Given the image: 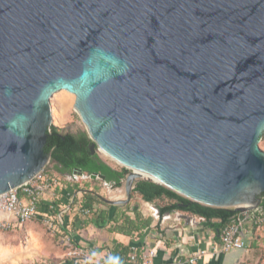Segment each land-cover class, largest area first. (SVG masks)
I'll return each mask as SVG.
<instances>
[{"label": "water", "instance_id": "95a60500", "mask_svg": "<svg viewBox=\"0 0 264 264\" xmlns=\"http://www.w3.org/2000/svg\"><path fill=\"white\" fill-rule=\"evenodd\" d=\"M61 91L131 171L105 203L146 180L242 221L261 205L264 0H0V195L52 161Z\"/></svg>", "mask_w": 264, "mask_h": 264}, {"label": "crops", "instance_id": "0c3cea01", "mask_svg": "<svg viewBox=\"0 0 264 264\" xmlns=\"http://www.w3.org/2000/svg\"><path fill=\"white\" fill-rule=\"evenodd\" d=\"M71 175L76 178V181L79 177L85 176L74 173ZM61 176L64 177V187L57 191L55 199L47 196L40 205L39 211L42 215L62 214V241L69 240L74 246L88 250L94 264H121L128 257L137 256L143 251L152 249L158 252L153 264H190V259L198 257L199 252H205V255L198 258L197 264H239L242 262L246 251L222 253L221 235L214 229L205 228L202 224L203 219L183 212L168 213L160 217L156 206V211L149 209L151 213H147L144 207L150 208L148 205L156 204L144 202L138 196L127 204L129 208H125L127 205L99 204L93 210L94 212L98 210L94 217L86 216L80 211L83 194L101 187L98 195L103 200L105 199L102 197L103 190L108 191L112 188L101 180L91 179L90 183L82 179L86 182L84 181L85 185L81 187L82 185H78L79 181L70 182L65 173ZM114 201H121L120 196H116ZM101 212H108V215H102L97 220ZM135 213H139L144 220L151 221V227L143 231L142 237L137 234L125 236L113 231L114 221L118 220L121 215L124 214L133 220ZM182 215H186L190 220L182 219ZM97 221L99 225L95 224ZM250 223L249 220L243 222L248 239ZM23 226L19 231L16 230L0 238V250L5 255L6 264H75L68 259L64 260L59 254L55 240L39 235L34 223ZM24 240L30 241L29 248L24 249ZM122 247L131 249L127 258L121 252Z\"/></svg>", "mask_w": 264, "mask_h": 264}, {"label": "trees", "instance_id": "16d2710c", "mask_svg": "<svg viewBox=\"0 0 264 264\" xmlns=\"http://www.w3.org/2000/svg\"><path fill=\"white\" fill-rule=\"evenodd\" d=\"M48 135L45 152L50 154L52 161L56 164L55 171L60 174H73L75 171H81L88 176L100 174L105 177V183L109 184L112 189L123 187V183L129 175V170L126 168L115 170L98 155L93 156L90 150L91 140L86 133L76 136L61 134L57 127H51ZM132 196H138L147 203H155L159 209L160 217L173 212H183L197 216L203 219L202 224L205 228L214 229L219 235H221L225 226L240 220V213L234 208H214L194 203L152 181L137 182L132 191ZM261 200V208L264 210V193L261 195ZM159 202H161V205H158ZM99 204L107 205L98 195L97 190L83 194L81 209L90 210L92 212L91 216L94 217L98 213V210L95 212L93 210ZM125 208H129V205ZM99 214L97 220L102 215H108V212ZM95 224L99 225L98 221ZM114 224L113 231L125 236L137 234L142 237L143 231L151 227V221L144 220L139 213H135V219L133 220L123 214L118 220L114 221ZM122 248L121 252L127 258L131 249L130 247Z\"/></svg>", "mask_w": 264, "mask_h": 264}, {"label": "built area", "instance_id": "2783aa9c", "mask_svg": "<svg viewBox=\"0 0 264 264\" xmlns=\"http://www.w3.org/2000/svg\"><path fill=\"white\" fill-rule=\"evenodd\" d=\"M64 187L61 179L54 173L46 170V167L29 182L0 195V231H11L31 221H39L51 234H61L63 224L62 214H41L40 205L47 196L55 199L57 191ZM81 213L86 216L91 215L90 210L81 209ZM245 220H249L256 226L264 225V210L259 207L251 211ZM239 220L223 228L221 233V252L224 254L235 251H247L250 247L247 232L244 230L243 222ZM69 247L68 257L75 264H94L90 252L85 248L74 246L71 241H67ZM157 250L143 251L140 255L128 257L121 264H153L157 256ZM205 252H199L198 257L191 258L190 264H197L199 257H203Z\"/></svg>", "mask_w": 264, "mask_h": 264}, {"label": "rangeland", "instance_id": "374dc122", "mask_svg": "<svg viewBox=\"0 0 264 264\" xmlns=\"http://www.w3.org/2000/svg\"><path fill=\"white\" fill-rule=\"evenodd\" d=\"M74 104H75V96L71 95L67 92L61 91V92L56 93L53 96V99L51 102L52 116H53L51 127H57L60 130L61 134H72L75 136L82 134V133L87 134V129H86L85 125L83 124L79 115L76 113V111L74 109ZM259 146H260L261 150L264 151V135L260 141ZM97 155L102 160H104L110 167H112L115 170H121L124 168V167L118 165L116 162H114L110 158H107L105 156V154L100 152V151H98ZM55 169H56V164L53 161H51L46 166L47 171H49L50 173L56 174L61 179L62 182H65L64 177H62L63 175L61 176V174L58 173L57 171H55ZM130 173H131V171L129 170V174ZM65 175H66V178L69 179L70 182L79 181L78 185H82L81 187H84L85 182H86L85 180H82V179H86L87 182L91 181L90 178L88 177V175H85L83 177H79V179L77 181H76V178H73L70 173H67ZM140 181H143V180H140ZM125 183H126V180L123 183V187L119 188V189H112V190H108V191L103 190L102 197L107 199V200L114 201L116 196H120L121 200H126ZM97 191H98V193H100L101 187H99L97 189ZM134 198L135 197L132 196V199H134ZM158 205H161V202H159ZM148 206L150 208L144 207L145 209H147L146 210L147 213H151V212H149L150 210L156 211L155 206L157 207V205H148ZM140 208H142V207L140 206ZM259 208L262 209L261 205L259 206ZM0 217H1V215H0ZM30 223H34L36 225L37 230L39 232V235L44 236V238H47V236H48V237H51L55 240V243L57 244L58 249H59V254L61 257H63L64 260L68 259L69 261H72L68 257V252L70 249L67 245V240H65V242H64L61 239V238H63V234H51V232H49V230L42 223H40L39 221H36V220L31 221V222L25 224L24 226L26 227ZM19 229H20V227L16 228L15 230H11V231H0V238L3 237L4 235H9L11 232H16V230L19 231ZM248 229H249L248 237H249L250 247H249L248 251H246L244 253V257L242 258V262L239 264H264V225L256 226L254 223L251 222L248 226ZM23 244H24V249L30 247V245H29L30 241H28V240H24ZM3 254H4L3 251L0 250V264H6L5 259H4L5 255H3ZM40 258H42V257H40Z\"/></svg>", "mask_w": 264, "mask_h": 264}, {"label": "bare ground", "instance_id": "6f19581e", "mask_svg": "<svg viewBox=\"0 0 264 264\" xmlns=\"http://www.w3.org/2000/svg\"><path fill=\"white\" fill-rule=\"evenodd\" d=\"M105 156L107 157V158H110L109 156H107L106 154H105ZM111 159V158H110ZM111 160H113V159H111ZM114 161V160H113ZM114 162H116V161H114ZM118 165H120V166H122L120 163H118V162H116ZM142 177L144 178V179H148L149 177L147 176V175H145V174H142Z\"/></svg>", "mask_w": 264, "mask_h": 264}]
</instances>
